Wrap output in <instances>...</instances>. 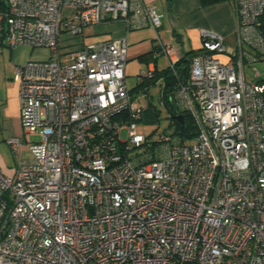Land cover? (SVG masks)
Masks as SVG:
<instances>
[{
  "label": "built area",
  "instance_id": "obj_1",
  "mask_svg": "<svg viewBox=\"0 0 264 264\" xmlns=\"http://www.w3.org/2000/svg\"><path fill=\"white\" fill-rule=\"evenodd\" d=\"M233 6L235 44L202 29L172 90L196 127L183 142L173 126L138 131L127 41L83 42L110 20L158 29L162 13L142 0H0V41L49 51L14 67L24 138L7 143L30 157L12 177L0 168V264H264V82L243 71L264 60V0ZM159 54L175 74V48L160 41Z\"/></svg>",
  "mask_w": 264,
  "mask_h": 264
},
{
  "label": "crops",
  "instance_id": "obj_2",
  "mask_svg": "<svg viewBox=\"0 0 264 264\" xmlns=\"http://www.w3.org/2000/svg\"><path fill=\"white\" fill-rule=\"evenodd\" d=\"M162 13V25L158 29L150 26L130 28L123 20L105 21L87 28L83 42H95L106 38H124L127 41V61H137L142 69H152L153 77L145 78L142 85L134 81L132 88L166 87V78L160 72L168 67V58L155 55L159 42L164 41L173 46L179 56L188 51L200 50L202 29L222 33L227 43L231 42L236 33V17L231 2L222 1L202 6L200 0H142ZM82 43L74 40L71 49H79ZM47 51L43 53V51ZM151 52L146 59L140 55ZM45 54V55H44ZM49 51L44 48L30 49L24 45L10 48L0 41V168L9 177L14 176L22 160L30 157V152L22 145L13 154L7 143L10 137L24 138L20 121V100L18 84L13 80L14 67L27 59L47 58ZM43 58V59H45ZM125 67V83L129 73ZM140 72V71H139ZM138 76V73L135 75ZM127 85V83H126ZM139 93V92H138ZM137 93V94H138ZM148 97V95H147Z\"/></svg>",
  "mask_w": 264,
  "mask_h": 264
},
{
  "label": "rangeland",
  "instance_id": "obj_3",
  "mask_svg": "<svg viewBox=\"0 0 264 264\" xmlns=\"http://www.w3.org/2000/svg\"><path fill=\"white\" fill-rule=\"evenodd\" d=\"M69 38L70 36L68 34H64L62 36V41L68 42ZM228 42L230 44L229 45L230 47L235 44L236 33L232 41L230 42L228 40ZM46 52L47 51L45 50L43 51V53ZM43 58H45V56H42L41 58L38 59H43ZM129 63L130 64H128L126 67V72L129 73V76H127L126 83L128 87H131L134 85V81L137 80L138 78V76L135 75L137 73L139 74V71L144 70V68L142 69V66L135 60H130ZM255 70L259 72L258 77L254 75ZM243 71L246 80L258 82L259 79L264 78V60L253 62L251 64L245 62L243 64ZM160 91L161 88L155 86L154 88H149L148 91L146 92L147 94L143 92H139L138 94H136L138 98L137 102L144 109L147 106H149L148 102H150L151 104L149 109H146L144 111L143 116L137 122V129L140 133L149 136L152 140H155L164 130H166L170 126V122H171V114L162 100ZM122 136H124V133L122 134Z\"/></svg>",
  "mask_w": 264,
  "mask_h": 264
},
{
  "label": "trees",
  "instance_id": "obj_4",
  "mask_svg": "<svg viewBox=\"0 0 264 264\" xmlns=\"http://www.w3.org/2000/svg\"><path fill=\"white\" fill-rule=\"evenodd\" d=\"M222 1H228L231 2L233 4V0H200V3L202 6H206V5H211V4H215L218 2H222ZM258 32L260 33V35L264 38V11L261 14V16L259 17V26H258ZM158 50V49H157ZM201 50H196V51H188L185 52L184 54H182L179 58V60L175 63L174 65V71L175 74L172 73V71L169 69V67L165 68L164 70H162L160 73L162 75L165 76L166 78V87L162 88V92H161V96H162V100L165 103V105L167 106L170 114H171V122H170V126H173L175 133L180 137V139L183 142H188L191 141L195 138L196 135V131H195V125L193 123L192 118L185 113L184 114V122H183V126H184V130L183 132L180 131V122L176 119V115L180 114L181 112L176 109L173 105V100H172V90L174 89V86L178 83V82H186L189 76V65L191 63V60L194 56H196L197 54L200 53ZM148 55H151V52L140 55L139 58L141 60L146 59V57ZM261 61V60H260ZM151 78H155L151 77ZM261 81L264 82V78L261 79ZM143 80L140 81L138 84V86L142 85ZM148 91V88H132L131 92L133 93V95L135 96V98H137L136 94L138 92H143L145 94H147L146 92ZM138 100V98H137ZM148 105L145 109L142 107V114L141 117L143 116V113L146 109H149L150 107V102H148ZM168 127V128H169Z\"/></svg>",
  "mask_w": 264,
  "mask_h": 264
},
{
  "label": "water",
  "instance_id": "obj_5",
  "mask_svg": "<svg viewBox=\"0 0 264 264\" xmlns=\"http://www.w3.org/2000/svg\"><path fill=\"white\" fill-rule=\"evenodd\" d=\"M176 119L180 122L181 126H180V131L183 132L184 130V126H183V122H184V114L180 113L178 115H176Z\"/></svg>",
  "mask_w": 264,
  "mask_h": 264
}]
</instances>
